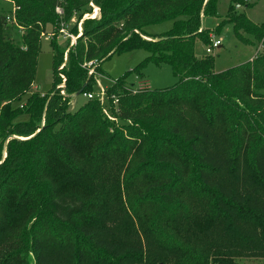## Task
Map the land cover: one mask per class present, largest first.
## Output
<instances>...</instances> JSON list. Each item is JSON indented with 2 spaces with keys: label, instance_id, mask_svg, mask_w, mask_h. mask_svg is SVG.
I'll list each match as a JSON object with an SVG mask.
<instances>
[{
  "label": "trees",
  "instance_id": "obj_1",
  "mask_svg": "<svg viewBox=\"0 0 264 264\" xmlns=\"http://www.w3.org/2000/svg\"><path fill=\"white\" fill-rule=\"evenodd\" d=\"M11 1L16 25L0 13V264H28L29 253L35 264L264 257V21L236 11L246 0H229L216 32L230 23L238 41L250 35L262 49L221 72L195 51L211 42L203 18L218 0H92L101 17L84 20L65 66L51 41L46 94L31 91L47 27L57 39L90 0ZM167 21L162 34L146 31ZM138 49L149 56L107 90L118 124L95 97L70 111L82 88L93 94L85 64ZM151 62L169 64L178 82L134 92L126 77Z\"/></svg>",
  "mask_w": 264,
  "mask_h": 264
},
{
  "label": "rangeland",
  "instance_id": "obj_2",
  "mask_svg": "<svg viewBox=\"0 0 264 264\" xmlns=\"http://www.w3.org/2000/svg\"><path fill=\"white\" fill-rule=\"evenodd\" d=\"M248 7L237 6L236 11L245 13L252 21L262 22L264 21V0H246ZM229 7V0H218L217 14L206 15L203 18V26L206 30L213 32L211 39H220L222 46L214 50L211 54L215 58V71L221 72L228 68L234 67L241 63L249 61L253 58L260 49H262L260 43L256 41L253 36H247L249 44H243L235 36L233 25L227 23L220 30L216 32L218 25L228 15L227 10ZM15 9V4L11 0H0V13L12 14ZM85 12L87 14H85ZM89 12V13H88ZM83 15L82 18L79 15ZM99 8L90 0L86 7L75 13L70 22L66 24V30L71 32L74 26H77V35L74 40L68 37L58 36L56 39L53 36L45 35L42 38L41 52L38 59L37 74L32 91H41L43 93H49L53 87V65H54V48L51 41L56 42L64 51L63 65L68 62V54L70 49H74L77 44V40L83 34V22L86 19L100 18ZM70 24V26H68ZM16 25V24H12ZM172 21H167L157 25L149 26L146 31L150 34H162L168 31L172 27ZM54 30L51 25H48L46 34L52 33ZM72 33V32H71ZM56 39V40H55ZM86 39H84V42ZM208 44L202 40H197L195 51L198 57L210 55L206 52ZM149 56L148 51L144 49H138L134 51L117 52L110 58L105 59L99 68H96V84L93 89L95 98L101 100L104 110L107 111L112 117H108L112 122L118 124L119 121L112 114V106L107 96L108 88L119 78L125 76L130 70L135 69L143 60ZM99 69V70H98ZM142 77L132 72L126 77L127 86L135 89L147 88L149 90L167 89L176 84L179 80L174 74L172 67L167 63L156 64L151 62L142 71ZM89 99L83 94L74 95L70 100V111L75 112L79 110ZM25 98L22 103H24ZM9 140L5 141V145ZM6 153L3 151V159H5ZM28 264H35L33 256ZM235 262L238 264H264V257L250 258V257H236Z\"/></svg>",
  "mask_w": 264,
  "mask_h": 264
},
{
  "label": "built area",
  "instance_id": "obj_3",
  "mask_svg": "<svg viewBox=\"0 0 264 264\" xmlns=\"http://www.w3.org/2000/svg\"><path fill=\"white\" fill-rule=\"evenodd\" d=\"M19 9H20V7L15 6V9H14L13 13H12V14H7V16H6V21H7L9 24H13V23L16 24V23H17V20H16V13H17V11H18ZM56 12H57L60 16H62L63 13H64L63 8H62L61 6H57V8H56ZM60 34H61V36H63V37H68V38H70L71 40H74V42H75V38H76V36L73 35V34H71L70 32H68V31L66 30V25H65L64 23H62V25H61ZM48 36H53V34H48ZM211 37H212V35H211ZM221 46H222V41H221L220 39H211L210 44H209V45L207 46V48H206V52H207L208 54L211 55V54L213 53L214 50L218 49V48L221 47ZM85 66L89 68V75H94V74H96V68H97V66H98V64L96 63V61H90L89 63L85 64ZM57 88L60 89V93H61L62 95L65 94L66 79H65L64 76H62V82H61V84L58 85ZM143 89H146V88H143V87L141 86L140 89H135V88H134L133 91H134V92H138V91L143 90ZM84 96L87 97V98H89V99H92V98L95 97L94 94H91V93H85ZM117 102H118V100L115 99L114 103L117 104ZM104 111H105V110H104ZM105 113H106V115H107L108 117H112L107 111H105Z\"/></svg>",
  "mask_w": 264,
  "mask_h": 264
},
{
  "label": "water",
  "instance_id": "obj_4",
  "mask_svg": "<svg viewBox=\"0 0 264 264\" xmlns=\"http://www.w3.org/2000/svg\"><path fill=\"white\" fill-rule=\"evenodd\" d=\"M84 88H82V90L79 91L78 95H80L83 92Z\"/></svg>",
  "mask_w": 264,
  "mask_h": 264
},
{
  "label": "crops",
  "instance_id": "obj_5",
  "mask_svg": "<svg viewBox=\"0 0 264 264\" xmlns=\"http://www.w3.org/2000/svg\"><path fill=\"white\" fill-rule=\"evenodd\" d=\"M254 58V57H253ZM253 58L249 59V60H252Z\"/></svg>",
  "mask_w": 264,
  "mask_h": 264
}]
</instances>
